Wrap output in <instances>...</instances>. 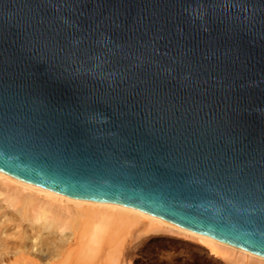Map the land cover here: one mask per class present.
<instances>
[{
    "label": "water",
    "instance_id": "95a60500",
    "mask_svg": "<svg viewBox=\"0 0 264 264\" xmlns=\"http://www.w3.org/2000/svg\"><path fill=\"white\" fill-rule=\"evenodd\" d=\"M0 177L264 258V0H0Z\"/></svg>",
    "mask_w": 264,
    "mask_h": 264
},
{
    "label": "bare ground",
    "instance_id": "6f19581e",
    "mask_svg": "<svg viewBox=\"0 0 264 264\" xmlns=\"http://www.w3.org/2000/svg\"><path fill=\"white\" fill-rule=\"evenodd\" d=\"M112 223L186 235L231 264H264L262 257L134 210L74 200L0 177V264H63L72 255L82 264H109L88 259L92 244Z\"/></svg>",
    "mask_w": 264,
    "mask_h": 264
},
{
    "label": "rangeland",
    "instance_id": "374dc122",
    "mask_svg": "<svg viewBox=\"0 0 264 264\" xmlns=\"http://www.w3.org/2000/svg\"><path fill=\"white\" fill-rule=\"evenodd\" d=\"M75 231L79 232L78 228ZM79 245L81 244L75 247ZM92 245L89 262L104 260L109 264H231L210 252L194 238L168 230H146L140 224H108ZM75 263L84 262H79L77 256L72 255L63 264Z\"/></svg>",
    "mask_w": 264,
    "mask_h": 264
}]
</instances>
